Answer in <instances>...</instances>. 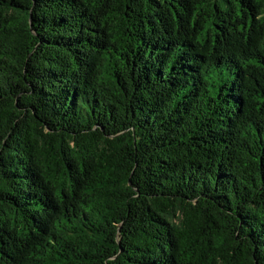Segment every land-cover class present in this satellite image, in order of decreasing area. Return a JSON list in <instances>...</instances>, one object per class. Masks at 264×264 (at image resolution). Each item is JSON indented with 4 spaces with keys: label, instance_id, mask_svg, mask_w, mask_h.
I'll return each mask as SVG.
<instances>
[{
    "label": "trees",
    "instance_id": "1",
    "mask_svg": "<svg viewBox=\"0 0 264 264\" xmlns=\"http://www.w3.org/2000/svg\"><path fill=\"white\" fill-rule=\"evenodd\" d=\"M0 264H264V0H0Z\"/></svg>",
    "mask_w": 264,
    "mask_h": 264
}]
</instances>
